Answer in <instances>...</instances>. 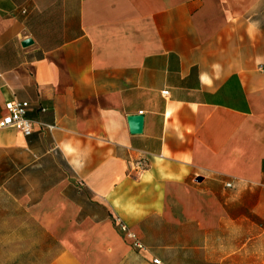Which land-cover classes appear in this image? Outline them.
Masks as SVG:
<instances>
[{
  "label": "crops",
  "instance_id": "crops-1",
  "mask_svg": "<svg viewBox=\"0 0 264 264\" xmlns=\"http://www.w3.org/2000/svg\"><path fill=\"white\" fill-rule=\"evenodd\" d=\"M13 99L0 264H264V0H0Z\"/></svg>",
  "mask_w": 264,
  "mask_h": 264
},
{
  "label": "built area",
  "instance_id": "built-area-1",
  "mask_svg": "<svg viewBox=\"0 0 264 264\" xmlns=\"http://www.w3.org/2000/svg\"><path fill=\"white\" fill-rule=\"evenodd\" d=\"M162 94L167 95V92L164 91ZM28 106L26 101H19L16 99L5 102V115L0 118V129H14L25 137L29 136L32 133V127L31 122L26 118ZM132 166L135 171H139L144 168V162L140 160L133 163ZM226 186L230 187V184L228 183ZM117 226L127 239L133 241L136 248H141L135 234L130 232L124 223L117 221ZM154 263L160 264L158 260H154Z\"/></svg>",
  "mask_w": 264,
  "mask_h": 264
},
{
  "label": "water",
  "instance_id": "water-1",
  "mask_svg": "<svg viewBox=\"0 0 264 264\" xmlns=\"http://www.w3.org/2000/svg\"><path fill=\"white\" fill-rule=\"evenodd\" d=\"M128 123L132 133H139L142 127V117L132 116L128 118Z\"/></svg>",
  "mask_w": 264,
  "mask_h": 264
}]
</instances>
